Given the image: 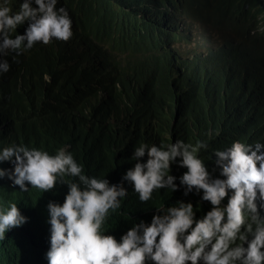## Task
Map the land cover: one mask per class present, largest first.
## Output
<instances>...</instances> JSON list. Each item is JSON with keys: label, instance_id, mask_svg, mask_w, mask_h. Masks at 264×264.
Segmentation results:
<instances>
[{"label": "trees", "instance_id": "16d2710c", "mask_svg": "<svg viewBox=\"0 0 264 264\" xmlns=\"http://www.w3.org/2000/svg\"><path fill=\"white\" fill-rule=\"evenodd\" d=\"M61 6L72 19L70 39L0 55L7 62L0 72V147L24 144L53 155L67 147L86 174L118 183L134 167L141 142L204 141L209 147L199 155L213 177H220L215 150L234 141L264 143L259 0H59ZM185 171L172 164L170 174ZM125 186L128 196L104 226L117 238L150 223L161 204L191 201L197 217L212 207L202 194L185 197L183 188L155 190L142 202ZM16 190L0 178V205L11 200L28 217L0 240V264H48L46 205L62 203L68 186Z\"/></svg>", "mask_w": 264, "mask_h": 264}, {"label": "clouds", "instance_id": "9594fccd", "mask_svg": "<svg viewBox=\"0 0 264 264\" xmlns=\"http://www.w3.org/2000/svg\"><path fill=\"white\" fill-rule=\"evenodd\" d=\"M17 2L14 10L12 0H0V55L5 50L16 54L37 41L47 44L72 37V19L67 9L57 7L59 0ZM259 3L264 6V0ZM25 24L23 33H17ZM6 69L7 62L0 59V72ZM208 147L204 141L194 145L179 139L162 145L141 142L133 152L134 167L113 183L86 174L67 147L53 155L10 143L0 147V178L18 192L29 187L48 192L58 183L68 186L62 203L50 200L46 205L48 264H264V143L234 141L215 150V165L223 178L213 177L199 155ZM172 164L187 171L180 177L170 174ZM68 176L79 179L69 181ZM126 183L142 202L150 201L155 190L183 188L185 197L202 194L212 207L197 217L191 201L161 204L150 223L138 222L117 238L104 226L128 196ZM27 221L17 203L0 205V240Z\"/></svg>", "mask_w": 264, "mask_h": 264}]
</instances>
